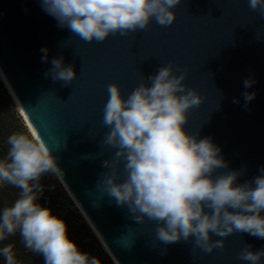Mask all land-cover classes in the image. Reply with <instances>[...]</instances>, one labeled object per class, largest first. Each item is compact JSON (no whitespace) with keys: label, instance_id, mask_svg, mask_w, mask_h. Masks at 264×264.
<instances>
[{"label":"water","instance_id":"obj_1","mask_svg":"<svg viewBox=\"0 0 264 264\" xmlns=\"http://www.w3.org/2000/svg\"><path fill=\"white\" fill-rule=\"evenodd\" d=\"M175 11L170 26L153 20L143 31L85 43L58 27L40 0H0V73L35 134L60 158L63 186L118 264H248L238 253L245 246L264 249V239L214 235L225 246L211 253L195 238L164 244L156 237V221L136 223L127 206H118L105 191L112 169L103 162L117 151L104 143L107 86L117 83L127 96L169 63L186 69L185 83L204 97L190 110L186 128L221 148L228 168L216 174L241 171V184L264 169V16L248 0H181ZM45 47L48 63L41 60ZM61 56L78 75L68 86L45 76L51 59ZM246 79L254 81L247 89ZM244 92L255 98L246 102ZM117 171L122 182L123 162Z\"/></svg>","mask_w":264,"mask_h":264},{"label":"clouds","instance_id":"obj_2","mask_svg":"<svg viewBox=\"0 0 264 264\" xmlns=\"http://www.w3.org/2000/svg\"><path fill=\"white\" fill-rule=\"evenodd\" d=\"M43 10L85 43L103 42L110 35L127 36L147 29L153 20L170 26L177 20L181 0H40ZM252 11L264 16V0H248ZM42 63L49 62L47 47ZM45 72L54 82L71 85L77 78L64 58L50 61ZM187 70L172 63L159 67L127 96L117 83L107 86L103 124L109 130L104 143L117 149L103 166L112 171L103 183L118 206H127L136 223L156 221V237L164 244L195 238L211 253L225 246L234 233L264 239V169L253 180L237 184L241 171H227L221 148L211 138L190 133L189 112L204 97L185 81ZM244 87L254 83L246 79ZM246 102L255 93L242 94ZM238 103V100H234ZM8 151L0 157V187L19 189L18 198L0 214V241L19 233L24 247L42 257L44 264H102L99 257L81 250L69 226L49 207L39 203L44 192L41 179L59 175V157L47 142L31 132H13L6 139ZM123 162L122 182L117 165ZM6 264H18L12 245L0 248ZM238 259L261 264L264 249L245 246Z\"/></svg>","mask_w":264,"mask_h":264},{"label":"trees","instance_id":"obj_3","mask_svg":"<svg viewBox=\"0 0 264 264\" xmlns=\"http://www.w3.org/2000/svg\"><path fill=\"white\" fill-rule=\"evenodd\" d=\"M12 96L0 78V157L8 151L6 144L7 137L13 132H31L19 113ZM44 192L39 200L45 207L53 210V213L66 220L69 226V233L82 251L99 257L102 264H116L109 254L101 247L100 241L92 231L91 227L84 220V217L76 209L67 206V195L58 179L54 175H45L41 179ZM19 189L8 185L0 187V214L3 208L11 206L18 198ZM12 245L18 264H44L42 257L27 250L21 242L19 233L15 237L9 236L6 240L0 241V248ZM0 261L5 263V259L0 255Z\"/></svg>","mask_w":264,"mask_h":264},{"label":"bare ground","instance_id":"obj_4","mask_svg":"<svg viewBox=\"0 0 264 264\" xmlns=\"http://www.w3.org/2000/svg\"><path fill=\"white\" fill-rule=\"evenodd\" d=\"M0 78L2 79V81H3V83H4L5 87H6V89H7V90L9 91V93L11 94L12 91H11V89L9 88L8 84L6 83V81H5V79L3 78V76H2L1 73H0ZM11 95L13 96V97H12V98H13V101H14V103L16 104L17 108L19 109V111H20L22 117L24 118V120H25V122H26V125L28 126L29 130L31 131V133L35 134L34 130L32 129V127H31V125H30V123H29V121L27 120V118H26L24 112L22 111V109H21L19 103L17 102V100H16L14 94L12 93ZM35 135H36V134H35ZM58 176H59L60 181L64 183V181L62 180V178L60 177V175H58ZM64 184H65V183H64ZM65 185H66V184H65ZM66 187H67V186H66ZM67 188H68V187H67ZM68 190H69V189H68ZM69 191H70V190H69ZM70 195L73 197V195L71 194V192H70ZM73 199L75 200L74 197H73ZM75 202H76V204L78 205V207L80 208V210H81V212L83 213L84 217H85V218L87 219V221L90 223V221L88 220V218L86 217V215L84 214V212L82 211L81 207L79 206V204L77 203L76 200H75ZM90 224H91V223H90ZM91 226H92V224H91ZM92 229H93V231L95 232V234L99 237V235L97 234V232L95 231V229L93 228V226H92ZM99 238H100V237H99ZM100 239H101V238H100ZM101 241H102V240H101ZM101 243H103V241H102ZM103 244H104V243H103ZM104 246H105V244H104ZM105 248L107 249L106 246H105ZM106 249H105V250H106ZM106 251H107V253L111 256V258L114 260V262H115L116 264H118V263L116 262V260L114 259V257L112 256V254L110 253V251H109L108 249H107Z\"/></svg>","mask_w":264,"mask_h":264},{"label":"rangeland","instance_id":"obj_5","mask_svg":"<svg viewBox=\"0 0 264 264\" xmlns=\"http://www.w3.org/2000/svg\"><path fill=\"white\" fill-rule=\"evenodd\" d=\"M7 92L9 93V91L7 90ZM11 95V94H10ZM16 105V104H15ZM17 107V106H16ZM18 109V108H17ZM19 111V110H18ZM19 113H20V111H19ZM23 118V117H22ZM26 123V122H25ZM29 129V128H28ZM54 177L56 178V179H58V181H59V183L61 184V186L63 187V190L65 191V193H66V195H67V206L69 207V208H73V209H76L77 210V212H79L82 216H83V213L81 212V210H80V208L78 207V205L76 204V202H75V200L73 199V197L70 195V192H68L67 191V189L63 186V184H62V182L60 181V179H59V176L58 175H54ZM84 217V216H83ZM84 220L85 221H87V219L86 218H84ZM88 223V222H87ZM91 227V226H90ZM92 229V228H91ZM92 231H93V229H92ZM94 232V231H93ZM95 233V232H94ZM96 235V234H95ZM11 237H15V235H13V236H11ZM97 237V236H96ZM98 238V237H97ZM98 240H99V238H98ZM100 241V240H99ZM102 242V241H101ZM100 242V244H101V247L105 250L106 248H105V246H104V244L103 243H101ZM107 250V249H106ZM105 250V251H106ZM107 252V251H106ZM110 256V255H109ZM111 257V256H110ZM0 264H5V263H3V262H1L0 261Z\"/></svg>","mask_w":264,"mask_h":264}]
</instances>
